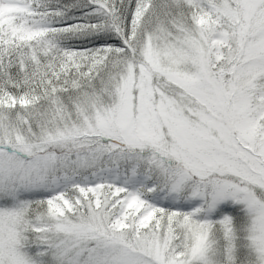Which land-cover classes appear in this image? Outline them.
I'll return each mask as SVG.
<instances>
[{
    "label": "snow or ice",
    "instance_id": "1",
    "mask_svg": "<svg viewBox=\"0 0 264 264\" xmlns=\"http://www.w3.org/2000/svg\"><path fill=\"white\" fill-rule=\"evenodd\" d=\"M0 264H264V0H0Z\"/></svg>",
    "mask_w": 264,
    "mask_h": 264
}]
</instances>
